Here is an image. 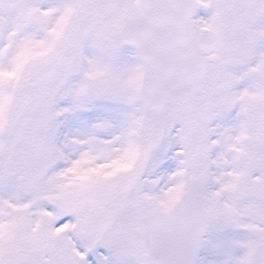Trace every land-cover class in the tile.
Masks as SVG:
<instances>
[{"label": "snow or ice", "instance_id": "6c2138e0", "mask_svg": "<svg viewBox=\"0 0 264 264\" xmlns=\"http://www.w3.org/2000/svg\"><path fill=\"white\" fill-rule=\"evenodd\" d=\"M0 264H264V0H0Z\"/></svg>", "mask_w": 264, "mask_h": 264}]
</instances>
